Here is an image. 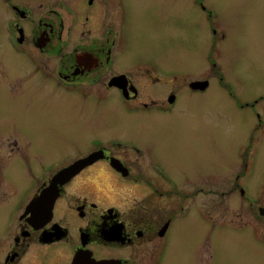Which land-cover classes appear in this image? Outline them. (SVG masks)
Masks as SVG:
<instances>
[{"label": "flooded vegetation", "instance_id": "obj_1", "mask_svg": "<svg viewBox=\"0 0 264 264\" xmlns=\"http://www.w3.org/2000/svg\"><path fill=\"white\" fill-rule=\"evenodd\" d=\"M198 4L211 14L203 0ZM130 6L129 0H0V96L21 94L43 112L53 108L43 117L57 113L67 128L85 124L93 131L66 158L38 156L35 163L16 136L0 134V264H176L175 228L191 218L209 223V232L213 225L249 228L248 242L264 246V188L252 192L255 179L264 178V94L239 96L218 67L216 77H183L168 62L130 58ZM216 78L228 101L213 104L232 109L203 111L201 131L208 135L213 122L226 125L227 135L218 132L214 142L233 149V157L224 173L211 164L194 174L186 167L179 181L150 143L184 133L182 123L192 122L191 108L203 101L195 96ZM91 154L93 161L59 186L52 206L33 208L59 171ZM16 161L26 172H16ZM233 194L261 220L214 221L211 196L221 198L213 206L219 208ZM193 239L187 264H207L215 246L220 252L218 237Z\"/></svg>", "mask_w": 264, "mask_h": 264}, {"label": "rangeland", "instance_id": "obj_2", "mask_svg": "<svg viewBox=\"0 0 264 264\" xmlns=\"http://www.w3.org/2000/svg\"><path fill=\"white\" fill-rule=\"evenodd\" d=\"M129 1L130 10L134 13L126 26L130 58L140 57L157 61L161 65L168 62L167 67H173L176 75L183 77H216L219 76L218 70L216 71L218 67L224 71L225 76H231L233 87L239 96L264 94V0H203L211 14H207L199 6V0ZM213 27L216 28L215 32ZM208 51H212L210 58ZM221 95L223 93L219 90V80L213 79L208 92L195 96L198 98L197 102L203 101L191 108L194 118L192 122L182 123L184 133L174 135L172 140L170 136H166L167 144H157L156 141L150 143L153 146L150 149L160 154L179 181H183L186 167L187 170L192 169L194 174L201 173L203 165L211 164L214 173H224L233 157H230L233 149L219 148L214 142V138H218V132L220 136L225 133L227 135V131L223 133L226 125L213 122L212 126L217 131L214 136L212 126L208 135L201 131L204 126L203 111L214 108L226 112L232 109V105L228 103L213 104L218 99L228 101ZM45 106L43 112L41 105L35 107L21 94L4 98L0 96V134L5 138L16 136L22 143L23 152H32L31 161L34 163L38 156L44 161L62 160L67 157V149L85 142L88 139L85 136H93L91 128L83 122L81 128L74 130L75 126L67 128L66 122L57 113L43 117L41 114L48 115L53 111V108ZM37 108L39 112L36 111ZM41 147L47 149L40 153ZM13 166L17 173L26 172L20 161L14 162ZM253 184L252 192L256 195L258 185L264 188V178L255 179ZM220 199L215 196L210 199L214 221L261 220L245 209L238 194L226 195L223 197V205L213 208L214 203ZM188 220L180 219L175 228L181 232L176 243V264H187L188 254L191 253V238L197 243L202 236H205L207 243L210 238L212 240L215 237L220 242V252H217L215 246L216 255L207 264H264V246L261 242L258 245L248 242L251 238L249 228L232 225L214 228L213 225L215 230L209 232V223L201 224L202 220L194 223L193 218ZM239 241L242 242L238 243ZM205 257L208 258V255Z\"/></svg>", "mask_w": 264, "mask_h": 264}, {"label": "water", "instance_id": "obj_3", "mask_svg": "<svg viewBox=\"0 0 264 264\" xmlns=\"http://www.w3.org/2000/svg\"><path fill=\"white\" fill-rule=\"evenodd\" d=\"M201 86H206L207 82L196 83ZM93 161V154L81 158L69 166L63 168L59 171L52 179L50 184L42 191L39 197H36L33 201V208L37 209L38 206L47 205L50 206L54 203L55 199L59 194V186L64 185L71 180L77 173H79L83 168L89 165ZM93 264H103L101 261L93 262Z\"/></svg>", "mask_w": 264, "mask_h": 264}]
</instances>
